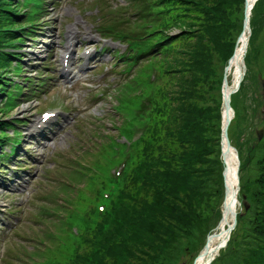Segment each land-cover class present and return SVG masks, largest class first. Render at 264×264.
Masks as SVG:
<instances>
[{
    "label": "trees",
    "instance_id": "trees-1",
    "mask_svg": "<svg viewBox=\"0 0 264 264\" xmlns=\"http://www.w3.org/2000/svg\"><path fill=\"white\" fill-rule=\"evenodd\" d=\"M40 1L0 0V115L8 113L10 106H15V101L23 97L25 91L32 92V78L24 77L27 85L30 84L25 89L23 84L16 83L13 76L19 77L24 71V57L20 50L25 38L33 37L35 23L42 18L43 8L38 4L31 6L33 2ZM124 1L125 6L105 13L109 17L105 19L103 29L129 43L132 52L127 57L128 64L134 66L139 63L141 66L115 92L118 96L117 112L114 110V113L121 116V123H115V128L119 130V137L132 136L135 132L132 124L139 122L137 117L141 114L146 119L145 135L138 145L131 147L134 158L108 213L97 218L95 206L101 199L100 192L108 188V168L123 158L119 148L117 151L114 148L120 147L122 151L126 146L120 145L113 137L101 152L104 164L94 170L96 182L93 183L90 202L79 201L74 206L71 203V208L55 207L65 211L66 216L44 217L38 221L44 225L50 221L56 224V229L63 228L61 235L46 232L45 241L49 238V243L56 245L47 249L43 256L45 264H108L107 258L112 260V264H158L177 240L179 230L192 228L196 215L193 202L200 196V188L205 183L201 177L213 173V168L206 164L218 162L211 156L216 151L214 135H218L220 152V91L225 67L236 48V42L229 39L227 10L244 0ZM128 13L134 17L133 21ZM263 15L264 0H259L251 16L247 64ZM25 24L33 27L20 33L12 31L25 27ZM173 31L177 32L173 34ZM181 45L190 51L181 52ZM185 53L187 61L182 58ZM216 55L220 59L215 63ZM14 62H17L16 66H13ZM154 70H157V81H162L173 70L188 72L189 75L182 78L185 85L190 84L191 93L184 92L179 97L165 85L162 87L163 84L154 88L157 84L151 79ZM203 83H209V91L217 90L219 94L218 114H214V108H204L199 103L200 96L195 97L198 87L202 90ZM245 89L243 82L240 91L232 98L236 117L241 116V104L240 112L237 108L238 97ZM163 100L165 103L162 105ZM175 100L180 103L178 106L174 105ZM215 118L220 121L218 128H215ZM14 123L7 116L0 119V147L11 141L7 131L13 128ZM159 129L165 131L161 137ZM231 131L232 125L229 133ZM19 133L16 131V137ZM167 136L178 141L182 148L178 155H172L163 142L158 144L159 139L163 141ZM1 157L8 159L4 153ZM259 163L262 173L255 184H259L260 191L254 196V202L260 204V209L253 228L259 242L249 250L248 257L244 255V264H264V157ZM250 207L247 210L251 211ZM45 208H42L43 214ZM75 229L77 237L74 236ZM71 246L73 252L69 250Z\"/></svg>",
    "mask_w": 264,
    "mask_h": 264
},
{
    "label": "rangeland",
    "instance_id": "rangeland-1",
    "mask_svg": "<svg viewBox=\"0 0 264 264\" xmlns=\"http://www.w3.org/2000/svg\"><path fill=\"white\" fill-rule=\"evenodd\" d=\"M117 1L119 4H124V0ZM46 2V7L50 6V8H47L48 18L42 23L44 25L42 31H39L35 42L29 41L23 46L25 67L23 75L32 76L35 66L46 63L48 57V66L44 72L47 82L39 95V101H26L27 97H24L20 99L18 108L3 115H9L8 117L15 122L13 127L22 131L21 151L29 148L32 157L29 163L26 161L27 165L21 169V173L18 171L23 162V152L7 161L5 169L0 170V177L3 178L0 180V254L3 255H0V264H45L43 256L47 249H53L56 245V243H49V238L45 241V234L52 232L61 235L63 228L56 229V224L50 221L45 222L46 225L39 224L38 221L42 217L64 218L66 216L65 211H60L55 207L71 208L69 205L71 203L74 206L79 201L86 204L90 202L93 183L96 182L94 170L99 168L101 163L104 164L101 152L107 147V142L111 137L113 139L119 137V130L115 128V123L118 125L121 123V116L114 113L118 95L113 92L120 82L122 84L126 81V75L120 76L119 74L121 68H126V65H123L125 60L122 62V59H119L120 62L117 57L113 59V54L117 53L118 57L123 55L125 46L119 45L114 40L106 42V52L101 57L102 65L99 69L89 72V78L86 81L93 87H87L84 83L82 85L83 103L75 102L70 92L65 90L64 78H61L59 71V59L63 52L66 30L74 27L75 24L77 29L74 32L82 31L84 33L82 39L88 41V44L83 46L84 48L88 46L98 50L102 48V39L105 36L99 31V18L96 16L99 15L101 7L105 5L96 6V0H53L52 4ZM237 5L238 3H234L233 7L227 10V24L230 26L229 39L231 42H236V45L244 29L245 0ZM128 16L132 21L134 20L131 13H128ZM176 32L173 31V34ZM181 50V52L190 51L183 45H181ZM251 50L253 52L250 54L247 74L243 81L246 89L238 97L237 108L240 112L241 104V116L237 118L235 113L230 133L233 147L242 153L240 158V201L242 203L239 208L237 225L231 233L230 245L225 249L224 256L220 258V253L213 264H244V255L248 257L249 250L256 247L259 242L257 236L254 235L253 228L260 209V204L254 202V196L260 191L259 184L255 182L262 173L259 162L264 157V88L259 81V77L264 79V15ZM182 58L184 61L189 60L186 53L182 55ZM219 59L216 55L215 63ZM57 60L58 63H56ZM120 63L122 65H119ZM103 66L111 67L109 75L102 74ZM187 69L189 70V67ZM134 72L135 68L129 74ZM153 72L157 74V70ZM184 75L189 74L173 70L162 81L156 79L157 84L154 88L163 84L162 87L165 85L175 96L182 97L181 94L184 92L190 94L192 88L190 84L185 85V80L182 78ZM225 77L229 87L235 89L239 78L236 69L233 68L226 74L224 73L223 80ZM15 79L16 83L23 84L25 89L30 85H27L25 80ZM209 87V83H203L202 90L198 87V94H194L195 97H201L199 103L203 104L204 108H214V114H218L216 107L219 94L217 90L209 91ZM164 103L165 100L162 105ZM173 103L175 106L180 104L176 100ZM57 106L69 108L72 114L66 129L59 126L56 133L47 134V138H50L49 142L47 140L32 141L29 136H25L27 130L34 125L38 111ZM3 116L0 115V119ZM141 119V122L137 123L136 132L145 130L146 119ZM214 123L215 128H218L220 121L215 118ZM158 131L160 137L165 134L164 129ZM260 131H263V137L259 140L258 132ZM7 133L13 135V130H8ZM217 138L218 135H214L216 151L211 158L218 162L206 164L213 168V173L201 177L205 183L202 189L200 188V196L193 202L196 215L192 228L189 231L179 230L177 240L173 242L172 248L167 250L158 264H195L196 257L207 247L209 235L212 234L211 243L215 238L216 243L222 230L228 229V227L221 226L228 196L225 197L224 167ZM124 141L120 139L119 142ZM160 142L164 143L172 155H178L182 151L173 136H167L163 141L159 139L158 144ZM124 150L126 155L131 149L127 147ZM114 151L117 150L114 149ZM245 203L251 206V211L245 208ZM43 207H46L44 214ZM230 216L229 225L231 226L234 219H230ZM12 223H15V226H12ZM74 234L77 237V233L74 232ZM72 248L73 246L69 249L71 252H73ZM105 261L112 264L109 258Z\"/></svg>",
    "mask_w": 264,
    "mask_h": 264
},
{
    "label": "water",
    "instance_id": "water-1",
    "mask_svg": "<svg viewBox=\"0 0 264 264\" xmlns=\"http://www.w3.org/2000/svg\"><path fill=\"white\" fill-rule=\"evenodd\" d=\"M257 0H250L246 2L245 4V19H244V29L243 32L240 36V42L241 46L239 49L236 50L233 58L231 59L229 63V69L232 66H236V68L240 71L241 74V79L242 81L244 73H243V67L245 66L244 58L243 55L245 54L247 50V30H250V16L251 12L253 9L254 4L256 3ZM243 65V67H242ZM262 86L264 87V80L260 77ZM240 81L234 90H230L228 88L227 84V78L225 77L224 83H223V89H222V94H223V112H222V133H221V158L224 164V180H225V197L230 195V198L228 199V202L226 203V206L224 208V223L228 226V229L225 231H222L220 234V237L222 236L221 242L211 248V241L209 237L207 241V247L205 251L201 254L199 259L203 260V264H212V262L215 260L216 255L227 246V243L230 240V236L232 231L235 229L237 225V205H238V193L240 191V177H239V167L232 166L229 162V154L230 151L226 148L227 142L228 141V128L232 119L231 115V97L232 94H234L240 87ZM227 120V121H225ZM263 136V132H260L259 138ZM230 143V142H229ZM233 168L237 171V183L236 177L235 181H232V172ZM231 173V174H230ZM232 212V216L234 218V223L230 226L228 222V216ZM198 260V259H197ZM195 264H198L197 262Z\"/></svg>",
    "mask_w": 264,
    "mask_h": 264
},
{
    "label": "bare ground",
    "instance_id": "bare-ground-1",
    "mask_svg": "<svg viewBox=\"0 0 264 264\" xmlns=\"http://www.w3.org/2000/svg\"><path fill=\"white\" fill-rule=\"evenodd\" d=\"M237 73H238V71H237ZM239 82V80L237 81V83ZM228 88L231 90L232 88H230L229 86H228ZM225 121H227V120H225ZM228 139V141L230 142V140H229V137L227 138ZM229 142H227V145H226V148L230 151V154H229V162H230V164H232V166H235V167H237V166H239V163H238V159H237V151H236V149L233 147V145L231 144V142L229 143ZM231 174V173H230ZM236 174H237V171L233 168V172H232V181L234 182L235 181V177H236V183H237V176H236ZM229 198H230V195H229ZM231 199V198H230ZM229 215H231L230 216V219L231 218H233V214H232V212H230V214ZM234 219V218H233ZM216 239V238H215ZM213 240L212 241V243H211V246H215L216 245V243L218 242H216L215 243V241L217 240ZM219 240V239H218Z\"/></svg>",
    "mask_w": 264,
    "mask_h": 264
}]
</instances>
